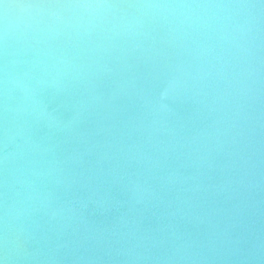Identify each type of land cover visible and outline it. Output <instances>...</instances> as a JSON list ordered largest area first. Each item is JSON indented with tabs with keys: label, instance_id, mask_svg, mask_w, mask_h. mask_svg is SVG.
<instances>
[{
	"label": "water",
	"instance_id": "water-1",
	"mask_svg": "<svg viewBox=\"0 0 264 264\" xmlns=\"http://www.w3.org/2000/svg\"><path fill=\"white\" fill-rule=\"evenodd\" d=\"M0 264H264V0H0Z\"/></svg>",
	"mask_w": 264,
	"mask_h": 264
},
{
	"label": "clouds",
	"instance_id": "clouds-1",
	"mask_svg": "<svg viewBox=\"0 0 264 264\" xmlns=\"http://www.w3.org/2000/svg\"><path fill=\"white\" fill-rule=\"evenodd\" d=\"M68 7H80L79 5H69ZM84 7H89V8H98V7H101L99 5H86Z\"/></svg>",
	"mask_w": 264,
	"mask_h": 264
}]
</instances>
